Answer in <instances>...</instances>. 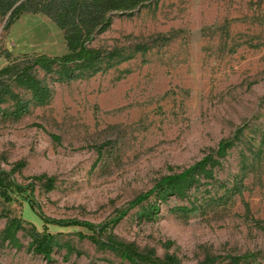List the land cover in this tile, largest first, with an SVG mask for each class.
Segmentation results:
<instances>
[{
	"label": "rangeland",
	"instance_id": "rangeland-1",
	"mask_svg": "<svg viewBox=\"0 0 264 264\" xmlns=\"http://www.w3.org/2000/svg\"><path fill=\"white\" fill-rule=\"evenodd\" d=\"M93 47L112 67L78 81L39 72L52 97L18 120L15 101L0 103V172L24 187L53 180L0 194V264H134L109 238L179 264H264V0H162L116 18ZM65 52L46 16L0 19V69L7 54ZM226 142L189 199L158 203L155 220L144 217L155 196L132 208ZM12 219L24 221L18 246L4 235ZM44 232L49 258L34 251Z\"/></svg>",
	"mask_w": 264,
	"mask_h": 264
},
{
	"label": "trees",
	"instance_id": "trees-1",
	"mask_svg": "<svg viewBox=\"0 0 264 264\" xmlns=\"http://www.w3.org/2000/svg\"><path fill=\"white\" fill-rule=\"evenodd\" d=\"M162 0H0V19L6 20V27L10 28L23 15H44L49 18L62 32L66 52L61 56L23 55L13 58L6 55L8 64L0 69V103L7 100L15 101L13 116L18 120L30 113L31 105H42L49 101L52 92L49 86L39 78V72L47 76L54 73H66L69 81L89 79L104 72L102 66L110 65L112 59L105 58L104 53L93 47L99 36L105 34L119 17L132 18L146 7L157 4ZM16 86L31 95V101H24L19 94H15L12 87ZM231 142L223 143L217 152L205 156L203 159L185 169L177 175L166 177L156 184L153 190L139 196L130 205L140 206L153 196L157 204L150 206L145 218L155 220L158 215V203H166L173 197L189 199L191 192L199 188V180H214L215 170L219 167V160L224 158ZM28 186L19 185L11 173L0 172V194L7 202L11 201L9 191L24 193L35 191L36 182H45L51 188L52 179L46 175L35 177ZM243 191L242 185L237 184L229 195H237ZM35 207V205H33ZM196 207L180 208L177 211L192 213ZM43 220V214L39 213ZM24 221L12 219L5 231V239L18 246L16 235L22 230ZM62 226L72 224L59 222ZM55 236L48 232L34 234V251L49 258ZM108 246L118 252L126 260L134 264H179L172 258L161 260L148 254L138 252L133 246L121 243L113 238L108 239ZM254 256H250L253 258ZM237 263V262H236Z\"/></svg>",
	"mask_w": 264,
	"mask_h": 264
}]
</instances>
